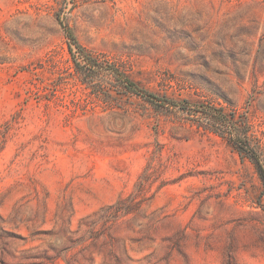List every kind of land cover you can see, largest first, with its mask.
Instances as JSON below:
<instances>
[{"label": "rangeland", "instance_id": "obj_1", "mask_svg": "<svg viewBox=\"0 0 264 264\" xmlns=\"http://www.w3.org/2000/svg\"><path fill=\"white\" fill-rule=\"evenodd\" d=\"M67 31L193 112L154 108L107 71L92 74L98 97ZM198 102L236 109L264 144V0H0V264H264V187L189 126ZM157 144L163 186L105 225Z\"/></svg>", "mask_w": 264, "mask_h": 264}, {"label": "trees", "instance_id": "obj_2", "mask_svg": "<svg viewBox=\"0 0 264 264\" xmlns=\"http://www.w3.org/2000/svg\"><path fill=\"white\" fill-rule=\"evenodd\" d=\"M70 40L68 50L73 62L74 74L80 79L82 84L94 90L98 97L104 98L105 94L101 90H96L94 86L95 72L107 71L112 75L120 88L124 91L142 98L154 108L166 110L177 109L178 111L193 112L188 101L179 104L165 97H159L146 91L134 81H132L124 70L118 68L105 69L100 67L87 53L86 49L79 44L71 31H67ZM199 109L194 110L196 114L189 120V126L197 132L210 133L220 137L225 141L242 159H247L254 167V170L264 187V144H262L251 131L247 121L239 119L236 109L226 111L223 106L199 105ZM161 149L157 144V149L153 152L152 163H149L138 177L132 192L126 196H119L117 201L107 206L103 211L107 213L105 225L114 224L121 218L137 216L145 206L154 198L157 191L161 189L163 183L152 192L153 185L158 180L160 168ZM157 162L154 164V162Z\"/></svg>", "mask_w": 264, "mask_h": 264}]
</instances>
